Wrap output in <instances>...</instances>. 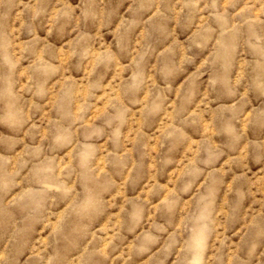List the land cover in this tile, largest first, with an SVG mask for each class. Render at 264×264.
Instances as JSON below:
<instances>
[{"label": "clouds", "instance_id": "obj_1", "mask_svg": "<svg viewBox=\"0 0 264 264\" xmlns=\"http://www.w3.org/2000/svg\"><path fill=\"white\" fill-rule=\"evenodd\" d=\"M0 264H264V0H0Z\"/></svg>", "mask_w": 264, "mask_h": 264}, {"label": "rangeland", "instance_id": "obj_2", "mask_svg": "<svg viewBox=\"0 0 264 264\" xmlns=\"http://www.w3.org/2000/svg\"><path fill=\"white\" fill-rule=\"evenodd\" d=\"M229 188H231V185H229ZM107 228V224L104 225V228H102L101 230H105Z\"/></svg>", "mask_w": 264, "mask_h": 264}]
</instances>
